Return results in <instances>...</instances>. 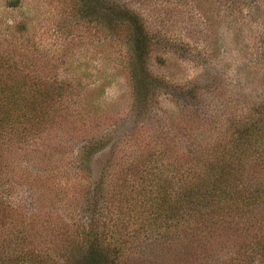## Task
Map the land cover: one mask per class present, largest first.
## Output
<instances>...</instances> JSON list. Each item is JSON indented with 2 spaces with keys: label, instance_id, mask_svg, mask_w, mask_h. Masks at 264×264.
Here are the masks:
<instances>
[{
  "label": "trees",
  "instance_id": "obj_1",
  "mask_svg": "<svg viewBox=\"0 0 264 264\" xmlns=\"http://www.w3.org/2000/svg\"><path fill=\"white\" fill-rule=\"evenodd\" d=\"M68 1L78 46L89 39L118 49L109 61L128 72L136 121L164 114L162 103L176 99L197 126L168 138L173 127L155 129L156 117L147 123L150 144L123 158L119 144L95 177L94 157L112 130L85 133L66 155V134L48 129L72 117L80 78L41 49L32 18L0 15V264H264V100L226 104L222 120L196 81L154 70L157 30L139 9ZM219 4L228 20L264 23V0ZM23 6L0 4L4 13ZM258 44L264 56V32ZM57 155L60 162L50 159ZM64 160L72 173L57 175Z\"/></svg>",
  "mask_w": 264,
  "mask_h": 264
},
{
  "label": "rangeland",
  "instance_id": "obj_2",
  "mask_svg": "<svg viewBox=\"0 0 264 264\" xmlns=\"http://www.w3.org/2000/svg\"><path fill=\"white\" fill-rule=\"evenodd\" d=\"M116 1L139 9L157 30L154 31L158 42L154 65L157 74L175 81H196L204 93L203 99L222 120L228 117L223 115L234 102L247 107L264 100V56H260L258 44L264 32L261 19L228 20V7L221 8L219 0ZM71 9L68 0H24L22 8L5 13L3 7L0 8L4 20L24 16L32 18L29 34L35 35L41 49H49L54 60L57 57L65 59L59 68H68L70 77L73 74L80 78L82 96L80 100L73 99L79 101L72 103V115H69L72 117L48 129L58 135L66 134V155L80 150L79 139L111 129L113 134L107 136L110 143L101 146L94 157V175L98 177L104 164L114 159L113 149L119 144H122L120 158L127 155L128 149L131 153L142 144H150V137L154 134L147 123H154L156 117L155 129L166 131L173 127L174 133L170 131L168 138L176 135L180 139L189 128L195 129L197 124L191 125L192 113L181 111L182 102L176 99L162 103L164 114L161 112L136 121L134 112L130 111L132 93L128 86V72L121 66H115V61L110 62L119 54L115 53L118 49H106L102 41L89 39L87 44L85 41L78 46L72 39ZM66 46H69L67 51ZM163 50L170 52L165 54ZM202 101L201 98L199 103ZM169 118L173 119L174 125ZM85 133L90 134L86 136ZM164 141L169 142V139ZM167 142L160 145L163 150ZM59 151L62 152L63 148L59 147ZM59 156H51L50 159L60 162ZM64 166L63 170L56 171L57 175L72 173L66 160ZM69 180L72 185L75 177L72 175ZM68 200L72 201V198ZM62 210L57 209L59 212Z\"/></svg>",
  "mask_w": 264,
  "mask_h": 264
}]
</instances>
